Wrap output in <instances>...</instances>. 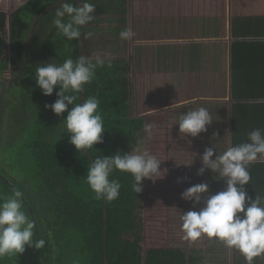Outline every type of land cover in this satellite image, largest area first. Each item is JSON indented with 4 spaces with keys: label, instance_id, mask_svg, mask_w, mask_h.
Listing matches in <instances>:
<instances>
[{
    "label": "trees",
    "instance_id": "16d2710c",
    "mask_svg": "<svg viewBox=\"0 0 264 264\" xmlns=\"http://www.w3.org/2000/svg\"><path fill=\"white\" fill-rule=\"evenodd\" d=\"M14 2L20 7L10 17V36L16 47L25 42L30 16L39 19L53 13L50 11L57 9V4L79 6L82 0ZM89 2L96 6V18L81 31L92 32V38L84 40L82 35L81 41L65 38V42L73 60L81 55L111 59V67L107 63L97 66L94 80L76 94V103L89 96L98 99L105 128L103 143L80 154L63 123L67 112L48 122L50 111L41 114L42 102L36 105L35 115H24L20 158L29 177L20 183L0 168V194L6 199L16 190L24 193V209L36 223L34 233L37 239H45L46 245L40 250L26 246L22 254L0 257V264H206L205 237L194 243L186 241L181 230V215L199 211L203 205L194 208L181 194L200 183L209 184L212 194L225 189L218 174L211 170L203 176L197 173L206 148L214 145L222 154L230 147L227 94L210 91V85L204 91L196 79L185 78L182 84L186 85L161 79L162 68L141 52L140 43L145 18L153 15L156 0ZM129 26L135 32L133 41H121L119 33ZM50 32L54 39L64 38L57 37L55 26ZM38 96L46 103L56 95ZM200 107L209 111L213 123L199 138L182 139L181 116ZM145 123L155 125L151 138L143 131ZM56 126V132L51 131ZM214 134H218L216 138ZM138 144L162 162L165 176L155 182L145 179L142 192L136 193L131 174L115 171L110 179L121 185L119 198L97 200L86 181L88 166L102 155L132 152ZM219 247L226 249L221 242Z\"/></svg>",
    "mask_w": 264,
    "mask_h": 264
},
{
    "label": "clouds",
    "instance_id": "9594fccd",
    "mask_svg": "<svg viewBox=\"0 0 264 264\" xmlns=\"http://www.w3.org/2000/svg\"><path fill=\"white\" fill-rule=\"evenodd\" d=\"M95 12L96 6L89 0H82L79 6L64 2L55 11L57 34L68 41H81L82 35L84 40L91 39L93 33H82L81 29L96 18ZM119 37L121 41L131 42L135 32L129 26ZM105 63L111 67L110 58L81 55L76 60L67 58L61 64L49 62L35 69V83L42 94L51 97L55 92L57 96L54 103L45 107L57 116L67 112L63 123L70 143L80 154L103 143L105 128L98 99L89 96L82 103H76V94L84 92L85 85L94 80L97 66L103 67ZM212 123L209 111L200 107L181 116L179 134L182 139L199 138ZM154 129L152 123L143 126L148 138ZM121 153L99 156L88 166L86 181L97 200L113 202L119 198L121 185L118 180L110 179L115 171L131 174L136 193L142 192L145 179L155 182L166 174L167 170L161 171L162 162L141 144L132 152ZM200 158L203 166L197 174L203 176L211 170L224 182L225 189L212 194L209 184L200 183L181 194L182 199L193 202L194 208L203 205L199 211L190 210L181 215L183 239L193 243L202 237L217 240L226 248L240 252L246 264H255L257 258H264V197L257 195L253 199L245 186L251 181L248 167L264 161V130H252L248 142L229 147L222 154L217 153L214 145L208 147ZM23 198L24 193L16 190L0 203V257L22 254L26 246L45 248L46 240L37 239L36 223L24 209Z\"/></svg>",
    "mask_w": 264,
    "mask_h": 264
},
{
    "label": "crops",
    "instance_id": "0c3cea01",
    "mask_svg": "<svg viewBox=\"0 0 264 264\" xmlns=\"http://www.w3.org/2000/svg\"><path fill=\"white\" fill-rule=\"evenodd\" d=\"M19 9L14 0H0L2 75L23 57L10 36V17ZM145 19L141 52L162 68H156L161 79L179 85L196 79L204 91L210 85V91L227 94L230 147L248 142L252 130H264V0H156L153 15ZM248 171V195L264 197V161ZM231 251L236 260L245 259ZM256 260L264 264V258Z\"/></svg>",
    "mask_w": 264,
    "mask_h": 264
},
{
    "label": "rangeland",
    "instance_id": "374dc122",
    "mask_svg": "<svg viewBox=\"0 0 264 264\" xmlns=\"http://www.w3.org/2000/svg\"><path fill=\"white\" fill-rule=\"evenodd\" d=\"M57 5L60 7L62 4ZM55 11L56 9L51 10L50 12L53 13H48L39 19L32 16L27 19L28 24L31 26L27 32V38L25 42L17 43L15 47L23 57L15 62L14 71L10 72L9 70L5 75L0 73V168L6 170L10 176L20 183H26V176L29 177V170L21 165L22 126L20 122L23 121L24 115H35V109L38 111L36 105L40 102L44 105L41 109L42 115L48 114L50 111L46 117L48 122L57 117L53 111L45 107V105L54 103L57 96L53 99L48 98L46 103L43 99L39 100L38 95L43 94L35 83V69L39 65L49 62L57 64L59 62L61 64L69 58L70 48L65 42V38L61 40L54 39L55 36L50 35L51 28L55 26ZM24 43H26V46L23 48ZM30 53H32L31 57L28 55ZM14 54L16 57L18 56L16 51ZM62 55L65 58H62ZM137 57L139 56L136 55L135 60H137ZM208 97L212 96L208 95ZM56 128L57 126L52 127L51 131L56 132ZM4 199L3 194H0V203ZM213 241L205 237V249L208 257L206 264H222V261L225 264H246L245 259L236 260L238 256L235 251L232 252L228 248L221 250L219 241L215 240V244ZM257 259L261 260V258Z\"/></svg>",
    "mask_w": 264,
    "mask_h": 264
}]
</instances>
